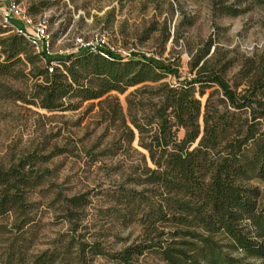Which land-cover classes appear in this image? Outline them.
<instances>
[{"label":"trees","instance_id":"1","mask_svg":"<svg viewBox=\"0 0 264 264\" xmlns=\"http://www.w3.org/2000/svg\"><path fill=\"white\" fill-rule=\"evenodd\" d=\"M221 11L238 15L233 6ZM41 60L43 69L32 75L36 82L26 102L55 112L106 96L111 115L126 128L125 142L130 145L136 135L146 151L134 187H121L111 197L121 223L138 225L142 233L119 251H107L98 239L88 241L80 233L87 194L59 195L58 209L69 228L46 249L35 250L37 221L30 195L44 190L50 171L38 166L50 157L28 154L14 164L0 162V264H92L96 257L110 264H138L147 253L163 264H264V54L248 60L233 85L224 67L214 70L195 62L193 79L155 88L153 113L140 123L130 101L126 119L118 99L108 94H124L165 75L178 79L171 64L139 53L124 59L106 48L33 54L21 35L0 38V77L22 76L14 71L17 65Z\"/></svg>","mask_w":264,"mask_h":264},{"label":"rangeland","instance_id":"2","mask_svg":"<svg viewBox=\"0 0 264 264\" xmlns=\"http://www.w3.org/2000/svg\"><path fill=\"white\" fill-rule=\"evenodd\" d=\"M18 2L34 23H45L51 55H68L80 47L93 51L106 48L124 59L131 53H139L178 70V79L165 75L157 83L147 82L124 94H108L109 98L118 99L126 119L130 101L138 123L143 116L151 117L153 113L155 88L159 84L176 86L180 81L193 79L197 72L192 68L195 62L200 60L199 67L206 62L214 70L224 67L226 79L233 85L239 82L242 66L264 54V0ZM222 6H233L238 15H224ZM0 32V38L11 35L1 22ZM29 47L33 54H38L30 44ZM55 64L52 62L50 67ZM43 65L42 60L34 66L17 65L14 71H22L24 75L0 77V162L14 164L28 154L50 157L38 166L50 171L44 190L38 188L30 195L37 221L35 250L46 249L69 228L58 209L57 197L87 194L88 205L80 216V233L88 241L98 239L107 251H119L137 241L142 232L138 225L121 223L116 214L119 209L111 203V197L121 187H134L133 180L145 165L142 158H147V153L139 147L136 135L130 145L125 142L126 128L119 116L111 115L110 101L103 102L106 96L77 102L74 110L55 112L26 102L31 100L36 82L32 75ZM213 90H205L202 103ZM126 124L132 128L130 120ZM183 136L180 129L177 137ZM146 163L151 166L147 159ZM92 264L110 263L96 257ZM138 264L163 263L156 255L147 253L139 258Z\"/></svg>","mask_w":264,"mask_h":264},{"label":"built area","instance_id":"3","mask_svg":"<svg viewBox=\"0 0 264 264\" xmlns=\"http://www.w3.org/2000/svg\"><path fill=\"white\" fill-rule=\"evenodd\" d=\"M14 21L21 26H17ZM1 25L25 38L37 50L38 54L45 52L49 55L50 40L45 23H34L32 17L21 7L18 0H0ZM113 52L112 49H109ZM51 71V70H50Z\"/></svg>","mask_w":264,"mask_h":264}]
</instances>
